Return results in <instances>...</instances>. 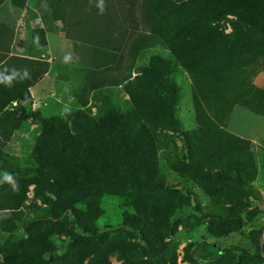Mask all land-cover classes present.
<instances>
[{
  "label": "rangeland",
  "instance_id": "rangeland-1",
  "mask_svg": "<svg viewBox=\"0 0 264 264\" xmlns=\"http://www.w3.org/2000/svg\"><path fill=\"white\" fill-rule=\"evenodd\" d=\"M185 1L188 6L180 4L182 0H159L177 29L173 32V25L156 33L158 42L138 53L132 72L125 68L128 48L118 50L131 78L112 90L118 104H110L107 96L87 91L95 51L64 39L62 24L51 19L47 1L39 0L47 21L63 39L56 32L51 37L53 66L49 78L35 85L32 112L37 122L22 121L9 138L0 135V150L17 158L9 163L22 172L14 176L0 165V218L14 214V224L21 218L11 232L0 225V264H264V32L256 27L259 21L252 22L264 14V6L257 0ZM195 17L216 38L207 41L204 51L191 50L186 56L171 35L178 37L181 23ZM209 44L220 49L212 51ZM192 67L231 81L234 92L224 97L228 106L220 105L215 91L201 98L195 93L188 71ZM146 92L153 94L154 104ZM83 94L86 107L79 101ZM139 105L152 121L145 118L142 128L136 123L132 127L139 142L150 137V164L144 153L141 159L136 143L127 142L126 150L134 156H126L137 163L141 177L144 163L171 190L113 182L80 188L56 183L55 178L79 175L58 153L61 145L47 126L52 120L59 128L63 119L74 133L71 116L85 110L103 116L99 124L111 132L110 123L118 120L109 113L116 115L120 109L129 114ZM90 203L94 206L88 207ZM79 209L86 218L85 236L72 229L67 214L80 215ZM120 225L127 227L119 230ZM16 236L31 240L42 257L5 258L4 249L14 248Z\"/></svg>",
  "mask_w": 264,
  "mask_h": 264
},
{
  "label": "trees",
  "instance_id": "trees-1",
  "mask_svg": "<svg viewBox=\"0 0 264 264\" xmlns=\"http://www.w3.org/2000/svg\"><path fill=\"white\" fill-rule=\"evenodd\" d=\"M6 1L8 0H0V6ZM27 1L10 0V3L17 9H24ZM46 1L49 4L51 19L62 24L65 38L72 42L90 46L95 51L93 52L92 69L87 76V91L94 95L103 94L107 96L110 104H118L116 95L112 90L119 88L126 82L130 83L131 78V74L122 67L124 56L119 55L118 50L124 52L128 48L129 63L128 65L126 63L125 68L132 72L138 53L151 47L150 44L156 45L158 42L156 33L172 29L173 25L175 26L173 32L177 29L174 19L162 11L159 0H103L102 13L98 7L101 0ZM255 3L264 6V0H257ZM180 4L188 6L185 0H182ZM174 8L176 11L177 8ZM169 10L171 14L173 12L172 7ZM147 12H151V14L149 15ZM258 19L252 22L256 24L259 21L256 27L259 31L264 32V14L260 15ZM251 26L253 27L252 24ZM185 29V34L181 35ZM193 29H197L198 32L193 34ZM8 30L0 23V135L4 138H9L13 131L18 130L22 121L37 122L34 120L35 114L32 112L33 95L31 89L44 79L50 71V64L44 60L9 56L14 34L13 32L5 33L6 31L10 32ZM147 30L151 33H148ZM180 30L181 33L178 37L173 34L171 37L175 44L180 45L184 49L183 51H186V56L191 50L192 52L204 51L208 45L207 41L213 39V36L216 38V35H213L212 31L202 24L199 17L181 23ZM188 35L191 37H187ZM263 35L264 33H262ZM32 37L36 40L40 50H44L48 46L44 30H32ZM169 38L170 36L159 37V40L167 41ZM202 40L203 43H201ZM219 47L216 45L214 48L217 50L220 49ZM210 48L212 51L214 50L212 44H209L208 49ZM181 63L183 64V61ZM188 71L195 83V93L200 98L215 91L217 98L221 100L220 105L228 106L230 104L227 97L225 99L224 97L230 91L234 92V87L225 75L211 73L199 67H192ZM9 77H11L10 81ZM144 95L150 103L154 104V97L151 92H146ZM79 101L81 106H87L84 94L79 97ZM130 109L132 113L129 114L120 109H117L116 115L115 112L109 113L111 118L118 120V122L110 123L113 124L109 126L113 130L111 132L99 124L103 123V116L93 117L85 110H79L71 116V127L74 133L70 131L69 127H65L68 124L63 119L58 120L59 128H57L56 120H52L47 125L61 145L58 150L60 157L68 161L79 175V179L55 178L59 186L80 188L113 182L136 188L150 187L152 189L171 190L165 181L156 180L152 170L144 163H141L144 173V176L141 177L139 167L132 159L134 154H129L126 150L128 143H136L135 147L141 159L144 153L147 164H150L148 163L152 150V145L149 143L150 137L146 134L148 141L139 142L132 124L136 123L142 128L143 122L146 121L145 118L152 121V117L146 114L140 105ZM138 110L141 114L138 113ZM119 124L121 125L117 127ZM73 134L77 137L81 136V138L77 139L73 137ZM142 135L143 133L140 134V137ZM93 136H96L98 140L94 139ZM44 137L39 139L38 151H41L43 147ZM101 145L104 146L108 155H104ZM52 151H55V148ZM83 152L87 153L88 158L84 157ZM126 155H130L132 158ZM16 159L0 150V165L14 176L22 174L17 169V165L14 166V164L9 163V161L15 162ZM39 172L34 171V173ZM12 201L5 200L4 203H11ZM93 206L94 204L90 203L88 207ZM78 211L80 215L72 211L67 214H71V220L74 223L72 229L85 236L83 231L86 228V222H84L86 218L83 217L80 209ZM85 213L89 218L90 212L86 210ZM17 221L18 224H14V214H9L0 218V225L6 231L11 232L16 229V226H20L21 218H18ZM126 227L120 225L119 230ZM107 228L112 229L110 226ZM15 241L14 248L4 249L5 258L21 257L35 261L42 257L41 250L31 240L25 241L16 236ZM45 261L41 260L39 264H45Z\"/></svg>",
  "mask_w": 264,
  "mask_h": 264
},
{
  "label": "crops",
  "instance_id": "crops-1",
  "mask_svg": "<svg viewBox=\"0 0 264 264\" xmlns=\"http://www.w3.org/2000/svg\"><path fill=\"white\" fill-rule=\"evenodd\" d=\"M42 7L39 0H28L24 9H17L13 7L10 0H8L0 6V23L10 31H6L5 33L13 32L14 34L9 56L44 60L49 63L50 68H52L54 56L51 49V37L55 36V32L58 35V32L57 29L51 26L47 21L44 15L47 10L44 11ZM12 11L13 13L11 15L10 12ZM34 29H42L46 33L48 46L44 50L38 48L36 40L32 37V30ZM59 38L61 40L63 39L60 36ZM49 74L50 71L45 78H49ZM34 89L35 87L31 89L33 97Z\"/></svg>",
  "mask_w": 264,
  "mask_h": 264
},
{
  "label": "clouds",
  "instance_id": "clouds-1",
  "mask_svg": "<svg viewBox=\"0 0 264 264\" xmlns=\"http://www.w3.org/2000/svg\"><path fill=\"white\" fill-rule=\"evenodd\" d=\"M103 0H101V3L98 5V7H100V10H101V13L103 12ZM64 59H65V61L67 62V61H70L71 60V55H66L65 57H64ZM9 79V81L11 80V77H9L8 78ZM10 86V85H9ZM9 179V182H11V177H9L8 178Z\"/></svg>",
  "mask_w": 264,
  "mask_h": 264
}]
</instances>
